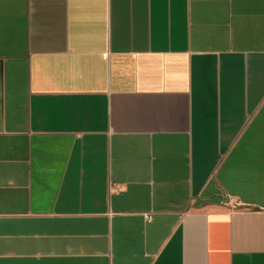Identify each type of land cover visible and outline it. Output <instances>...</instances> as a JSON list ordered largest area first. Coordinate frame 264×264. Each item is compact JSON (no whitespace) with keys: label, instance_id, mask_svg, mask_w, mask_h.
Masks as SVG:
<instances>
[{"label":"crops","instance_id":"1","mask_svg":"<svg viewBox=\"0 0 264 264\" xmlns=\"http://www.w3.org/2000/svg\"><path fill=\"white\" fill-rule=\"evenodd\" d=\"M0 264H264V0H0Z\"/></svg>","mask_w":264,"mask_h":264}]
</instances>
